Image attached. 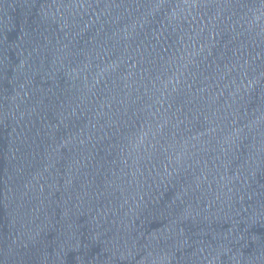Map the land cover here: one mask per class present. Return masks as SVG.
I'll return each instance as SVG.
<instances>
[{
	"label": "water",
	"instance_id": "95a60500",
	"mask_svg": "<svg viewBox=\"0 0 264 264\" xmlns=\"http://www.w3.org/2000/svg\"><path fill=\"white\" fill-rule=\"evenodd\" d=\"M0 264H264V0H0Z\"/></svg>",
	"mask_w": 264,
	"mask_h": 264
}]
</instances>
